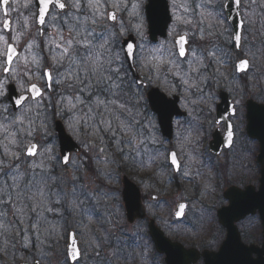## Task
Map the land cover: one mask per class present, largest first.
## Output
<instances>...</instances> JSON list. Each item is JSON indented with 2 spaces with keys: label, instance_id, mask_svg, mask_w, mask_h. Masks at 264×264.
Masks as SVG:
<instances>
[{
  "label": "snow or ice",
  "instance_id": "1",
  "mask_svg": "<svg viewBox=\"0 0 264 264\" xmlns=\"http://www.w3.org/2000/svg\"><path fill=\"white\" fill-rule=\"evenodd\" d=\"M14 4L19 0H0L3 31L14 33L10 37L0 33V256H7L9 248L15 249L17 244L27 250L35 247L41 255L34 256L32 264H41L46 256L44 245L50 246L52 239L68 238L64 264H86L89 250L93 253L89 264H128L130 250L141 248L140 226L129 235L120 224L118 207L107 204L113 194L100 185L90 190L84 177L93 184L97 179L111 181L112 166L119 163L117 153L126 162L153 163L158 150L149 156L148 145L158 141L145 110L146 87L163 82L169 93L182 97V106L192 115V105L213 99L209 81L219 82L225 76L221 68L229 54L216 44L206 51L194 47L189 41L191 30L185 27L171 47L158 44L144 55L142 24L136 25L139 44L123 40L127 30L118 16L127 12L140 18V0L131 3L130 12L129 0H25L22 7L28 13H21L19 30L11 27L9 18L10 10H16ZM171 8L173 31L180 24L193 25L199 17L191 34L201 41L222 35L220 28L228 24L235 9L239 19H234L231 34L234 48H241L251 30L248 25L254 23L255 10H248V0H201L194 7L188 0H172ZM33 27L35 35L20 48V38L28 36ZM36 37L43 38L42 49ZM212 65L216 67L209 74L206 70ZM248 65V60H241L236 67L245 70ZM145 68L144 79L135 75L137 69ZM33 78L43 85L31 83ZM10 87L19 94L9 95ZM155 103L168 101L158 97ZM232 117L238 118L234 106ZM56 118L64 120L80 139L84 151L78 160L70 153L57 154L55 138L48 139ZM225 123L226 146L231 147L235 126ZM37 133L47 143L41 146L36 142ZM159 154L166 156L172 170L188 174L182 171L175 151ZM57 165L63 175L56 174ZM186 208L185 203L178 205V219ZM9 210L12 220L8 219ZM69 217L76 221L74 227L69 226ZM93 222L101 234L93 233L81 249L77 236L84 235L83 229L91 230ZM105 246L110 249L107 256L102 255ZM146 251L145 246L142 260ZM20 258L25 259L23 254Z\"/></svg>",
  "mask_w": 264,
  "mask_h": 264
},
{
  "label": "flooded vegetation",
  "instance_id": "2",
  "mask_svg": "<svg viewBox=\"0 0 264 264\" xmlns=\"http://www.w3.org/2000/svg\"><path fill=\"white\" fill-rule=\"evenodd\" d=\"M199 2L201 0H188L193 7ZM170 9L172 12L171 3ZM252 9L255 10L251 17L254 23L248 25L251 30L246 34L247 39L242 40L241 48L232 46L233 26L229 21L221 26L222 35L203 41L198 35L191 34L196 31L195 22L199 17H195L194 24L188 26L191 30L189 41L194 47L206 51L216 44L229 54L227 63L221 68L225 76L220 77L219 82L209 81L213 99L207 104L192 105L194 112L189 115V110L182 106V97L169 93L163 82L146 87L145 110L155 125L154 134L158 141L148 145V155L158 150L156 159L141 166L123 161L119 153L116 154V159L123 165V176L136 186L140 194L145 216L135 220L129 217L123 197V177L113 176L111 181H96L113 194V198L107 201L110 208H115V203L121 201L120 224L126 232L130 235L140 226L141 248L130 250L128 264H168V256L157 250L153 231L160 233L174 250L179 251L176 264H231L238 254L235 248L227 250L229 242L235 247L238 245L240 252L244 245L256 249L252 260L256 264H264V254L262 260L259 257L264 247V208L259 205L264 175L261 145L264 135L258 136L263 130L259 120H264V7L261 0H256L254 5L248 0V10ZM127 28L128 36L131 32ZM163 42L160 40L158 44ZM241 60L249 61L247 69H237L236 65ZM215 67L212 65L206 71L212 74ZM147 71V68L143 71L137 69L141 79L145 78ZM152 89L165 94L168 101V104H159L156 111L149 104ZM207 91L208 88L205 93ZM193 93L198 95L195 90ZM233 106L238 118L232 117ZM162 115H172V138L164 135L168 131L164 126H170V123L163 122ZM217 120L219 124H216ZM225 121L235 126L231 147L226 146ZM186 136L188 140L184 139ZM167 151L176 152L182 171H186L187 175L169 167L170 161L159 154ZM116 181L120 183L115 189ZM180 203L187 204V208L178 219L176 212ZM92 226L99 236L98 224L93 222ZM145 246L147 251L142 260L140 253ZM109 251L105 246L102 255L107 256ZM92 258L93 253L89 251L86 264Z\"/></svg>",
  "mask_w": 264,
  "mask_h": 264
},
{
  "label": "rangeland",
  "instance_id": "3",
  "mask_svg": "<svg viewBox=\"0 0 264 264\" xmlns=\"http://www.w3.org/2000/svg\"><path fill=\"white\" fill-rule=\"evenodd\" d=\"M136 2V0H129V9L128 11L130 12L131 11V3H134ZM141 2V8H140V12H139V17L140 18H137L135 15L133 16H129L127 12H121V13H118V16L120 18H122V21H123V24L124 26L126 27H129V31L133 30L134 31V34L136 35L137 39H138V44L140 43V38L137 36L136 34V25L139 23V24H142V30H143V33H144V48H143V54L144 55H147L149 50L154 48L155 45H151L149 40H148V36H147V22H146V15H145V6L147 4V0H140ZM23 3H25V0H19V4H14L12 5V8L13 9H16V10H10V18L12 19L13 21V29H17L19 30V24L17 23L18 21L20 22V24L23 23V16L21 15V13H24L25 15H27L28 13V9H25L22 7ZM171 3H172V0H171ZM142 18V19H141ZM2 21H3V15H2V12H0V33H3L6 37H10L11 35H13L14 33L10 32V33H5L3 31V28H2ZM173 24H174V21H173ZM173 24L170 28V36H169V40L163 42V44L165 45L166 48L168 47H171L172 43H173V40L178 36V34H183V30L185 29V27L188 28L189 25L185 26L183 24H180L177 26L176 30L173 31ZM126 27V29H128ZM117 30H119V24H117ZM35 35V28L33 27L30 32L28 33V36H22L20 38V48H22L26 42V40L29 38V36H33ZM65 35H67V33L65 32ZM126 37L123 36L121 37V39H124ZM37 41L43 45V38L41 37H36ZM41 49H42V46H41ZM43 55L45 57H47L48 53L47 52H43ZM26 79V78H25ZM31 83H40L42 84L43 81L41 80H38L36 78H33L32 81H30ZM54 123L53 122L51 124V133H50V136L48 139H52V138H55L54 140V143H55V152L57 154H60L59 152V144H58V141L56 140V133H55V130H54ZM65 124V123H64ZM66 126V129L68 131V133L81 145L80 143V139H78L76 136H74L71 131L68 129L67 125L65 124ZM85 139H87V137H84ZM35 140L36 142H38L41 146L44 145L45 143H47V140H45L44 138H42V136L37 133L36 136H35ZM82 146V145H81ZM84 151V149H83ZM83 153V152H82ZM80 155L79 156H74L73 159H79ZM29 159H32V158H29ZM117 165H113L112 166V171H113V176H116L118 178H122L121 174H118L117 171L120 169L117 168ZM56 174L57 175H63V171L62 169L60 168V166H56ZM69 176L71 175V168H69V172H68ZM85 181H88L89 180V177L86 175L84 177ZM104 181L106 182V180H103V179H97L96 181ZM89 184V189H95L97 185H100L101 187L105 186L103 184H93L91 183V181L89 180L87 182ZM119 183L120 182H117L114 183V186L115 184L117 186H115V189L116 188H119ZM106 189V188H104ZM121 202V201H120ZM119 200L115 203V207H118L119 209V214L121 213L122 211V205L120 204ZM54 217H52L51 215H49V219H53ZM8 219L9 220H12L13 219V216H12V212L11 210H9V213H8ZM69 226L70 227H74L76 221L73 220L71 217H69ZM91 230L89 229H83L82 231L84 232V235L83 236H77L78 238V241H79V245L80 247L83 249L85 247V241L86 240H89L91 238V236L93 235V233H95L94 231V228L93 226L91 225L90 226ZM134 232V230L132 231ZM12 236L14 237L15 236V232L12 233ZM67 244H68V238H59V239H52L51 242H50V246H48L47 244L44 245V252L46 253V256L45 258L41 259V264H64V256H65V251H66V247H67ZM91 251V250H89ZM13 252L15 253V256H16V259L15 261H13ZM21 254H23V256L25 257V259H21ZM41 255L40 251L33 247L31 250H27V249H22L20 247L19 244L16 245V248L15 249H12L11 247L9 248L8 250V255L7 256H0V264H20L22 262H28L30 264H32V259L33 257L35 256L36 258H39Z\"/></svg>",
  "mask_w": 264,
  "mask_h": 264
},
{
  "label": "water",
  "instance_id": "4",
  "mask_svg": "<svg viewBox=\"0 0 264 264\" xmlns=\"http://www.w3.org/2000/svg\"><path fill=\"white\" fill-rule=\"evenodd\" d=\"M146 13H147V20H148V34L149 38L152 42H158L159 38H166L167 32L169 29V25L172 22V18L170 15L169 4L168 0H148V4L146 6ZM234 19H239L236 16V11L233 9L232 16L229 18L230 22L234 25ZM134 40L136 43V39L133 35L129 36L125 40ZM135 75L138 76L137 71ZM9 95L15 97L18 95L17 90L10 87L9 88ZM163 97L165 100V96L160 94L157 90H154L149 95V100L152 108L154 110H158L157 106L159 103H155L156 98ZM166 101V100H165ZM171 116L162 115L163 122H171ZM260 127L263 128L262 132L258 134V136L264 135V120H259ZM164 128H168L170 130L165 132V136L171 138V126H164ZM56 133L58 135L59 144H60V153H70V157L73 153H79L81 151L78 144L72 139L71 136L68 135L66 129L61 121L56 122ZM262 150L264 152V142H262ZM124 201L127 203L128 207V215L131 217L132 220L136 218H143L144 209L141 205V198L140 194L136 188V186L130 182L129 179L124 178ZM259 205L260 208H264V178L262 179L261 188H260V197H259ZM264 219V214L262 215ZM152 230H155L152 228ZM155 234V240L157 242L158 250L161 253H165L168 256V264H176L177 263V256L178 252L174 250V247L168 243L160 233L153 231ZM70 244V243H69ZM236 249V253L238 256L232 260L231 264H256L254 260H252V254L257 253L256 249L254 248H246L242 246V252H240V247L237 245L236 247L232 245V242L227 244V250ZM234 249V250H235ZM262 254L259 255L260 260H262L264 254V247L261 250ZM259 253V252H258ZM259 260V261H260ZM27 264V263H22ZM260 264V263H258Z\"/></svg>",
  "mask_w": 264,
  "mask_h": 264
}]
</instances>
